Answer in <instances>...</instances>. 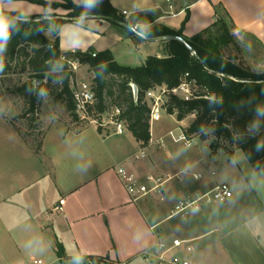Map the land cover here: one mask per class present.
Returning a JSON list of instances; mask_svg holds the SVG:
<instances>
[{
    "label": "crops",
    "instance_id": "0c3cea01",
    "mask_svg": "<svg viewBox=\"0 0 264 264\" xmlns=\"http://www.w3.org/2000/svg\"><path fill=\"white\" fill-rule=\"evenodd\" d=\"M108 1L126 20L136 16L147 20L149 29L178 32L188 15L183 30L187 38L214 27L217 21L225 22L240 49L234 55L225 52L227 57L238 65L244 57L251 71H264V0ZM17 4L31 8L33 16L41 9L28 1L17 0ZM54 13L73 20L66 18L69 11L62 8ZM128 38L136 49L148 52L147 58L166 55L165 43H149L131 34ZM160 44L165 50L158 48ZM4 112L0 115L4 125L0 131V264H32L38 259L46 264H71L73 254H79L83 263L98 257L138 264L144 262V251L174 239L190 242L192 251L184 249L180 255L196 264H264V195L245 192L233 204L221 207L218 216L212 215L211 206L186 221L171 218L179 198L207 193L219 185L212 172L222 166L221 152L183 157L166 145L149 152L146 160L135 161L143 147L129 131L115 136L110 128L70 130L56 121L47 128L36 153ZM170 117L177 120L176 115ZM194 119L192 115L177 122L184 129ZM189 160L200 161L202 180L181 174ZM118 167H125L142 182L149 175H180L181 181L167 184L164 203L154 195L133 202L117 174ZM244 171L237 169V174ZM59 245L63 258L58 256Z\"/></svg>",
    "mask_w": 264,
    "mask_h": 264
},
{
    "label": "trees",
    "instance_id": "16d2710c",
    "mask_svg": "<svg viewBox=\"0 0 264 264\" xmlns=\"http://www.w3.org/2000/svg\"><path fill=\"white\" fill-rule=\"evenodd\" d=\"M32 4L44 6L45 0H22ZM61 3H51L54 10L64 9L69 11L66 16L74 19L78 16L80 8L71 0H60ZM95 16H106L129 26H134L142 20L139 16L133 20H126L117 10L112 8L108 0L102 1L95 9ZM37 16H32V22L21 25V34L13 35L6 53V67L0 79L10 75L23 76L28 74V79L11 90V93L24 101V117L27 120L28 129H34V123L39 119L40 107L44 101H40L34 94L30 95L26 89L39 82L48 89V97H52L54 104L63 105L68 113L77 122L80 118L76 113L77 105L72 92V83L76 75L66 62L62 60L58 40H51L44 34L35 33L38 27L34 23ZM188 15L178 32L168 28H152L148 30V37L177 36L183 38L194 50L192 55L189 50L177 41L166 42V55L164 57L150 56L139 67L122 66L118 64L111 51L96 54L70 53L69 58L79 61L81 67H88L93 77L91 80L92 91L95 96L94 104L89 108V114L96 119L114 110L121 111L120 120L125 122L126 130L132 133L142 147H145L151 138L150 107L145 101V94L150 89L158 86H167L169 89L178 87L186 74L188 80L195 83L196 99L189 102L172 97L168 104V114L176 115L177 121L182 122L194 115L195 119L188 128L182 129L187 139L199 138L207 141L208 137L200 133L202 127H214L216 129L215 140L211 144L214 150H223L230 154L234 148L232 130L243 131L253 119L257 104H264V71L253 72L249 68L234 63L231 57L226 56V50L235 44V36L230 26L221 21L216 26L208 28L193 38H187L183 34ZM58 24L68 22L58 18ZM149 24V22L147 23ZM219 26L220 36L214 35V29ZM28 35L25 37L24 33ZM128 32L137 36L128 30ZM217 35V34H216ZM51 44V50H50ZM56 60L64 63L63 82L54 84L53 77L48 74V67ZM59 79V77H57ZM138 87V98L135 99L131 86ZM216 97L215 104L210 103L209 98ZM222 101V103H221ZM243 101V105H241ZM14 129L27 140L26 134L16 124L15 118L11 120ZM87 123V122H86ZM89 124V123H87ZM87 128V127H85ZM83 128V129H85ZM81 129V130H83ZM102 131V129H98ZM43 138V137H42ZM29 143V142H28ZM255 140L248 139L246 143L238 145L248 150L254 146ZM34 152L39 153L42 140L37 146L30 144ZM257 160L264 164V152L254 154L252 163ZM58 256L63 258V248H57ZM85 262L93 264H117L108 258L90 257Z\"/></svg>",
    "mask_w": 264,
    "mask_h": 264
},
{
    "label": "clouds",
    "instance_id": "9594fccd",
    "mask_svg": "<svg viewBox=\"0 0 264 264\" xmlns=\"http://www.w3.org/2000/svg\"><path fill=\"white\" fill-rule=\"evenodd\" d=\"M102 0H73V4L80 8V12L71 22L58 24V17L55 15L51 7V0H46V4L41 6L34 23L38 25L34 29L37 34H44L51 40H58L61 47L70 49H80L85 44V37L89 34L88 25L95 19V9ZM33 10L31 8L25 10L20 8L17 0H0V74L6 67V53L8 45L11 43L13 35L21 34V25L32 22ZM133 31L142 39H146L148 35L149 25L146 22H137L132 26ZM27 37L28 33H24ZM51 50V44H50ZM64 63L62 60H56L48 67L49 76L53 77L54 84L63 82ZM59 77V79H57ZM26 91L40 101H46L48 98V89L40 85L39 82H34L33 86ZM210 103L217 102L216 97L209 98ZM222 103V101H221ZM241 101V105H243ZM253 119L246 125L243 131L232 130V145L234 150L228 154L221 150L220 161L221 168L213 170L212 174L217 182L223 185L221 194L217 197V201L212 210V215L218 216L219 209L223 206L233 204L243 193L256 192L259 195H264V164L259 160L252 163L254 154L264 152V104H257L255 107ZM3 114V108L0 107V115ZM214 127H202L200 133L208 137L206 146L201 153L202 156L211 154L210 147H207L212 140L215 139ZM248 139H254L255 144L252 148L246 150L242 145ZM189 148L191 145L188 146ZM183 153H181L182 155ZM200 161H186L181 169V174L190 176L193 179H200L199 172ZM80 167V166H78ZM243 168L245 171L242 175L237 174V169ZM180 212H184L186 216H196L200 213L199 200L192 201L186 205H178ZM179 214V213H177ZM29 242V246L32 245ZM180 241H175L179 245ZM71 264H83L82 257L79 254H73ZM189 264V261H185Z\"/></svg>",
    "mask_w": 264,
    "mask_h": 264
},
{
    "label": "built area",
    "instance_id": "2783aa9c",
    "mask_svg": "<svg viewBox=\"0 0 264 264\" xmlns=\"http://www.w3.org/2000/svg\"><path fill=\"white\" fill-rule=\"evenodd\" d=\"M203 1V0H198ZM127 13L124 12V15ZM75 53V52H70ZM69 53V54H70ZM93 57H96V54H93ZM62 60L66 62L68 68L74 72L76 75L75 80L72 83V92L76 101L77 110L76 113L79 118L88 122L91 126L96 127L97 129H111L113 135L122 136L126 131V125L124 121H121L119 118L121 116V111L116 109L111 114H106L101 116L99 119L93 118L89 114V108L94 104L95 96L92 91L91 81L87 80H79L77 78V74L79 69L81 68L79 61L76 59H72L68 57V54H62ZM189 75L186 74L184 80L181 84L173 89H169L167 86H158L156 88L150 89L145 94V101L148 103L150 107V126L152 129V124L160 122L162 120V115L164 113L168 114V104L172 97H175L179 100L189 102L193 99L197 98L195 93V83L193 81L188 80ZM132 88V92L134 94V90ZM173 116V115H169ZM178 141L182 142L186 149H190L194 145V139H187L184 134L178 137ZM166 136L160 138H154L151 135V138L148 144L141 148L140 152L134 157L135 161H144L148 158V153L150 151L164 149L166 148ZM191 145L189 148L188 146ZM118 176L120 177L123 185L129 194L130 198L133 202H138L150 195L157 196L161 202H166V186L170 182L177 180L181 181L180 175H165V176H154L149 175L145 177V181L142 182L140 178L131 173L125 167H118L116 169ZM203 179V176L200 175V179L196 181H200ZM223 190V185L219 184L215 186L211 191L207 193H188L183 197L179 198L171 211V218H178L181 220H188L192 216H186L184 212H180L178 205H186L192 201L199 200L200 204V213H202L205 209L215 206L217 197L221 194ZM179 213V214H177ZM178 239H174L171 242H167L162 240L158 242L155 247L150 248L143 252L142 258L144 261L150 264H185V261H189V264H196L192 260L188 258L182 257L180 254L182 250H186L187 252L192 251V247L190 246L189 241L178 240L181 243L179 245L175 244V241ZM32 264H46L43 260H35Z\"/></svg>",
    "mask_w": 264,
    "mask_h": 264
},
{
    "label": "rangeland",
    "instance_id": "374dc122",
    "mask_svg": "<svg viewBox=\"0 0 264 264\" xmlns=\"http://www.w3.org/2000/svg\"><path fill=\"white\" fill-rule=\"evenodd\" d=\"M88 28H89V34L84 38L85 44L83 45L82 48L80 49L64 48L61 47L59 43L60 49L66 54H69L68 52L102 53L105 51H111L115 55L118 62L122 65H126L129 67H139L143 65L144 60L148 56V52L145 49H136L133 42L129 41L128 37L130 33L127 32L123 27H120L119 25L108 20L93 19L88 25ZM220 34H221L220 27L217 26L214 29V35L216 37V36H220ZM158 48H160V50L163 49L165 50L164 44H160ZM238 51L240 52L239 46L237 43H235V44H231V46L226 50V53L230 55H234L235 53H238ZM242 60L243 61H241L239 64L242 65L243 67L248 68L246 66V61L244 57L242 58ZM253 72L259 73V72H263V70L262 71L258 70ZM28 76H29L28 74H25L23 76L10 75L9 77L0 79V107L3 108L4 114H5L4 111H6L8 113V116L11 117V119L15 118L18 127L23 130V132L27 136V140L32 142L34 146L38 145L40 140H42V137L46 132L47 128L56 121L64 123L70 130H74V129L81 130L85 127L91 126L90 124H87L88 122L86 123L82 120H80V122H77V120L73 119L72 116L68 113L65 106H63L62 104L61 105L54 104L53 99L50 96L47 98L46 101H44L43 105L40 107L39 119H37V121L34 123V129H28V125H27L28 122L25 118H23L25 112L24 101L19 97H17L16 95H14L13 93H11V90L13 88L27 81ZM92 76L90 74V71L81 68L79 69V72L77 74V78L79 80L91 81ZM189 121L190 120H187L186 124H188ZM1 122L2 121L0 119V131L3 130V126H4L3 123ZM182 134H183L182 128L179 126L177 120L174 117L168 116L166 113L162 115V120L160 122L152 124V136L154 138L160 136H166L167 149H172L183 157L192 156L198 153L201 155L203 149L206 146V141H201L199 138H195L193 147L190 149H186L184 144L178 141V137ZM214 140H212V142L209 145H207V147H210L211 155H215L217 152H221V150H214L211 148V144L214 142ZM181 153L183 154L181 155ZM175 181L177 180H174L172 182ZM162 208L164 210L167 209L166 206H162ZM83 264H93V263L92 262L87 263L84 261ZM138 264H150V263L144 261V262H139Z\"/></svg>",
    "mask_w": 264,
    "mask_h": 264
},
{
    "label": "water",
    "instance_id": "95a60500",
    "mask_svg": "<svg viewBox=\"0 0 264 264\" xmlns=\"http://www.w3.org/2000/svg\"><path fill=\"white\" fill-rule=\"evenodd\" d=\"M95 19H102V20L111 21V22L123 27L124 29L133 32L138 38L142 39L138 34H136L133 31L132 26H129V25L125 24V23H122V22H120L118 20H115V19H112V18H109V17H106V16H95ZM142 40H144L146 42H149V43H166V42H170V41H177V42L183 44L189 50V52L192 55L194 54L193 48L181 37L169 35V36L152 38V37H148L147 36L146 39H142ZM133 90H134L135 97L138 98V94H139L138 87L134 85L133 86Z\"/></svg>",
    "mask_w": 264,
    "mask_h": 264
}]
</instances>
